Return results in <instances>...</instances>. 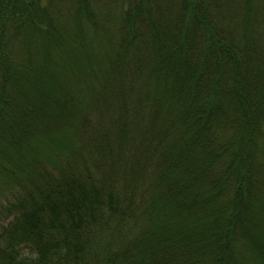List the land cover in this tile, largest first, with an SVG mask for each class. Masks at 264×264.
Instances as JSON below:
<instances>
[{"label": "trees", "instance_id": "16d2710c", "mask_svg": "<svg viewBox=\"0 0 264 264\" xmlns=\"http://www.w3.org/2000/svg\"><path fill=\"white\" fill-rule=\"evenodd\" d=\"M37 76L75 127L24 167ZM263 165L264 0H0V264H264Z\"/></svg>", "mask_w": 264, "mask_h": 264}, {"label": "rangeland", "instance_id": "374dc122", "mask_svg": "<svg viewBox=\"0 0 264 264\" xmlns=\"http://www.w3.org/2000/svg\"><path fill=\"white\" fill-rule=\"evenodd\" d=\"M32 32H34L32 35H36V37L39 36V31L30 29ZM99 62L94 63V69L97 71L99 67ZM69 75V74H68ZM49 79H41L37 76L36 78V85H38L37 89L38 91H30L32 94L33 99L36 101L38 108L42 109L44 108L47 113V118H44L43 116H39L34 114V119H35V126L30 127L24 135H27L30 137V140L28 142V146L25 145V149L21 151L20 157L25 159V163L23 164L24 167L26 166V163L28 162V159L35 156V155H48L52 149L54 148H67L68 143L70 142V139L72 136L71 132H73L74 127H75V119L67 116V117H62L65 115H72L75 111L72 112V108H74L77 104L75 101L71 100V98L76 94L69 92L70 90V85L68 84H59L56 85L55 82L52 84V77L47 76ZM61 79L60 77H58ZM34 79L29 78V80L22 85V88L25 89H30L33 86H36L33 83ZM79 82H82L80 79L78 80H73V84H80ZM41 92V97L38 98V95L36 92ZM47 97V99H46ZM43 109V110H44ZM79 112H81V109H79ZM51 116V117H50ZM55 116V117H54ZM60 117V118H57ZM62 117V118H61ZM264 166V165H263ZM184 169V168H183ZM182 170V169H181ZM180 171V170H179ZM263 179H264V168H263ZM177 172V170L175 171ZM3 182V181H2ZM0 181V188H1V193L4 194L5 188L8 189L5 185L3 186V183ZM5 187V188H4ZM4 188V189H2ZM11 190V189H10ZM261 194V199H264V189L259 191ZM3 197V196H2ZM213 197V199H211ZM214 197L212 195V192L206 191L205 193V198L206 200H214ZM4 198H0V202H3ZM216 204L217 201H216ZM184 210L181 209L180 216L182 218H185L183 215L184 212L187 213L186 215H190L191 213H198L202 212L203 209H200L196 206L192 208H183ZM210 209V208H209ZM212 210V209H210ZM214 211V210H212ZM249 218V223L250 225V237L253 239L255 236L261 243L262 246L264 247V200L262 204H258L257 207L254 206L252 209V212L250 214ZM254 218V219H253ZM250 219H253L252 222ZM242 235V233H240ZM249 237V229L247 228L246 231H244V237ZM242 238V236H241ZM245 239V238H244ZM244 241L242 240L241 243ZM243 251V247L241 246V250ZM239 259V257H238Z\"/></svg>", "mask_w": 264, "mask_h": 264}]
</instances>
